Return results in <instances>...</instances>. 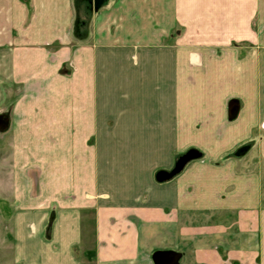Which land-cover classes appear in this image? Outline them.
Returning <instances> with one entry per match:
<instances>
[{"label":"crops","instance_id":"obj_1","mask_svg":"<svg viewBox=\"0 0 264 264\" xmlns=\"http://www.w3.org/2000/svg\"><path fill=\"white\" fill-rule=\"evenodd\" d=\"M0 147L16 264H264V0H0Z\"/></svg>","mask_w":264,"mask_h":264},{"label":"rangeland","instance_id":"obj_2","mask_svg":"<svg viewBox=\"0 0 264 264\" xmlns=\"http://www.w3.org/2000/svg\"><path fill=\"white\" fill-rule=\"evenodd\" d=\"M177 32L175 34L177 35ZM174 37V36H173ZM8 142V140H7ZM9 145V144H8ZM7 145V148H8ZM3 153L0 147V264H16L17 257L15 250L13 249L16 238L13 230L15 227L14 218L11 217L10 208L6 202L3 201L2 196L9 194V188L7 186V171L3 170ZM3 183L5 185L3 186ZM264 191V188H263ZM9 216V217H8ZM93 238V235L91 236ZM83 253V252H82ZM87 258L92 259L94 250L93 248L88 251ZM85 255V253L83 254Z\"/></svg>","mask_w":264,"mask_h":264},{"label":"water","instance_id":"obj_3","mask_svg":"<svg viewBox=\"0 0 264 264\" xmlns=\"http://www.w3.org/2000/svg\"><path fill=\"white\" fill-rule=\"evenodd\" d=\"M101 6L102 3H98L97 1H95L96 11H98ZM239 112H240V103L238 101L230 102L229 119L231 121L235 120L238 117ZM201 156L202 155L196 150L189 151L187 154L179 158L174 169L171 172H163V171L159 172L156 176L157 181L165 182L174 178L175 176L179 175L190 162L201 158ZM179 259H180L179 255L174 253H170V254L158 253L154 255L155 264H179Z\"/></svg>","mask_w":264,"mask_h":264},{"label":"trees","instance_id":"obj_4","mask_svg":"<svg viewBox=\"0 0 264 264\" xmlns=\"http://www.w3.org/2000/svg\"><path fill=\"white\" fill-rule=\"evenodd\" d=\"M95 1H97L98 3H103L106 0H95Z\"/></svg>","mask_w":264,"mask_h":264}]
</instances>
